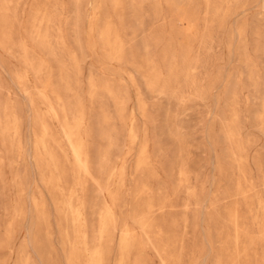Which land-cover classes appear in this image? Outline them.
<instances>
[{
    "label": "rangeland",
    "instance_id": "1",
    "mask_svg": "<svg viewBox=\"0 0 264 264\" xmlns=\"http://www.w3.org/2000/svg\"><path fill=\"white\" fill-rule=\"evenodd\" d=\"M0 264H264V0H0Z\"/></svg>",
    "mask_w": 264,
    "mask_h": 264
},
{
    "label": "bare ground",
    "instance_id": "2",
    "mask_svg": "<svg viewBox=\"0 0 264 264\" xmlns=\"http://www.w3.org/2000/svg\"><path fill=\"white\" fill-rule=\"evenodd\" d=\"M148 238V237H147Z\"/></svg>",
    "mask_w": 264,
    "mask_h": 264
}]
</instances>
